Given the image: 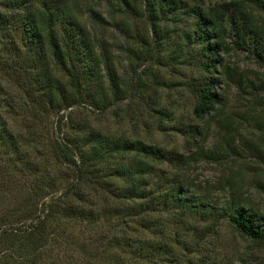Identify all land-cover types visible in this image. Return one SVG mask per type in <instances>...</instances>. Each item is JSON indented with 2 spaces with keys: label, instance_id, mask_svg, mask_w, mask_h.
Segmentation results:
<instances>
[{
  "label": "rangeland",
  "instance_id": "obj_1",
  "mask_svg": "<svg viewBox=\"0 0 264 264\" xmlns=\"http://www.w3.org/2000/svg\"><path fill=\"white\" fill-rule=\"evenodd\" d=\"M125 1L63 0L72 7L93 43L110 52L119 80L129 83L134 75L136 86L129 98L102 113L84 103L51 116L27 104L16 84L8 79L0 81V121L18 146L14 155L0 142L1 226L19 238L25 226L43 217L41 210L54 193L74 184L72 173L59 164L52 150V141L68 133L65 130L58 135L61 116L65 117L63 122L70 120L74 126L85 124L87 132L127 138L165 154L184 157L191 153L187 141L190 129L202 127L207 136L204 150L212 153L213 160L199 158L184 167L179 175L187 189L206 196L215 210L225 207L232 194L239 196L264 226V68L235 47L232 28L240 15L230 5L232 0H204L201 5L212 10L218 21L224 20L221 24L226 28L222 32L226 49L219 51L218 65L212 74L215 92L222 101L219 109L202 122L192 114L196 101L190 91L192 82L202 73L200 45L194 37L190 41L185 38L187 32L194 30V15L179 7L178 16L162 17L160 45L154 43L149 51L152 57L138 60L136 52L144 47L143 37L153 40L152 28ZM127 1L136 9L143 7V0ZM182 1L187 4V11L199 6V2ZM90 10L102 21L92 20ZM246 14L249 22L264 30V13L250 5ZM143 164L147 171L143 178L155 183L159 166L134 153L124 157L113 154L96 166L90 178L98 177L94 183L108 188L104 192L98 190L99 195L91 192L89 207L104 208V216L91 225L80 220L61 223L62 229L56 232L62 233L65 244L52 247L36 264H96L86 263L82 253L94 254L96 245L106 241L104 238L127 240L134 249H155L154 254L164 258L166 264H264V245L240 237L227 220L180 218L166 212L154 213L144 226L136 220L129 221L123 233L115 228L119 217L112 213L118 207L114 194L123 195L130 188L115 179L113 173L117 168L130 170ZM47 181L55 184L49 185L52 190L45 191ZM121 252L122 249L114 250L98 264H108L109 259L131 260ZM12 254L17 257L21 252Z\"/></svg>",
  "mask_w": 264,
  "mask_h": 264
},
{
  "label": "trees",
  "instance_id": "obj_2",
  "mask_svg": "<svg viewBox=\"0 0 264 264\" xmlns=\"http://www.w3.org/2000/svg\"><path fill=\"white\" fill-rule=\"evenodd\" d=\"M143 1V7L139 9L125 1V5L144 17L152 28L153 40L143 37L144 47L136 52L138 60L152 57L149 51L160 45L162 32L159 23L162 17L169 14L178 16L179 7L195 17L194 30L187 32L185 38L190 41L194 37L200 45L199 67L202 73L192 82L190 91L196 101L192 114L202 122L207 115L219 109L222 101L215 92L212 74L218 65L219 51L226 49L222 34L226 28L221 24L224 20L218 21L212 10L203 9L204 0H192L199 2V6L192 7L190 11L182 0ZM249 4L264 13V0H232L230 4L240 15L232 28L236 38L234 44L237 50L246 52L248 58L264 68V30L249 22V14H246ZM89 13L92 20L102 21L93 10ZM3 79L16 84L33 109L51 116L84 103L102 113L129 98L136 86L134 75L129 83L119 80L110 52L93 43L79 24L72 7L63 0H0V81ZM2 91L0 86V95ZM64 118H59L62 123L57 126L58 135L65 130L68 133L52 141V150L59 164L72 173L74 184L61 193H54L55 196L41 210L43 217L25 226L19 238H14L13 232L0 224V264H36L52 247L65 244L62 233L56 232L58 228L62 229L61 223L73 220L89 225L99 223L105 211L104 208H92L94 205L89 207L93 199L90 195L91 192L99 195L98 190L104 192L108 187L103 183L95 184L98 177L92 180L90 175L96 166L113 154L124 157L134 153L135 157L159 166L154 175L155 183L143 178L147 172L145 162L130 170L117 168L113 173L115 179L130 188L129 192L114 194L113 197L118 207L111 212L118 215L119 223L115 228L122 233L129 221L136 220L144 226L154 213L167 212L180 218L227 220L240 237L264 245L262 220L248 210L239 196L232 194L225 207L215 210L207 203L206 196L189 191L179 175L192 160H213L212 153L204 150L207 136L202 127L190 129L187 141L191 145V153L184 157L165 154L160 149L127 138L87 132L85 124L74 126L70 120L63 122ZM0 142L14 155L17 154L16 140L1 121ZM52 184L47 181L45 191L52 190L49 187ZM104 239L106 241L96 245L94 254L82 253L86 263L94 261L98 264L107 254L122 249L121 253L130 256L131 260L109 259L108 264H166L164 258L154 254L155 249H134L127 240ZM17 251L21 254L13 256L12 253Z\"/></svg>",
  "mask_w": 264,
  "mask_h": 264
}]
</instances>
